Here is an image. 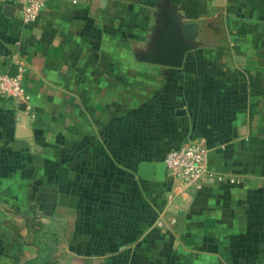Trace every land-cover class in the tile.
<instances>
[{"label": "crops", "instance_id": "1", "mask_svg": "<svg viewBox=\"0 0 264 264\" xmlns=\"http://www.w3.org/2000/svg\"><path fill=\"white\" fill-rule=\"evenodd\" d=\"M73 1L0 8L28 97L0 99V264H264V0ZM165 4L200 30L180 69L142 58ZM200 139L202 190L139 176Z\"/></svg>", "mask_w": 264, "mask_h": 264}, {"label": "built area", "instance_id": "2", "mask_svg": "<svg viewBox=\"0 0 264 264\" xmlns=\"http://www.w3.org/2000/svg\"><path fill=\"white\" fill-rule=\"evenodd\" d=\"M48 0H0V8L6 5H23L22 22L26 26L36 24ZM77 3L78 0H74ZM18 74L11 77L8 71L0 68V99L20 105L27 102L24 89L27 68L18 65ZM210 149L205 139L190 141L172 149L166 157L167 174L171 191L197 192L213 180L215 174L209 166ZM176 219H172L175 223Z\"/></svg>", "mask_w": 264, "mask_h": 264}, {"label": "water", "instance_id": "3", "mask_svg": "<svg viewBox=\"0 0 264 264\" xmlns=\"http://www.w3.org/2000/svg\"><path fill=\"white\" fill-rule=\"evenodd\" d=\"M23 5H6L5 14L13 16ZM200 34L199 26L195 22L183 23L177 14L175 6L165 4L163 7L161 26L157 30L155 44L148 54H143L144 61L159 66L180 69L184 67L187 56L196 47V40ZM19 66L13 64L8 74L16 77ZM247 84L241 83V91L246 92ZM167 164L143 162L139 165V176L145 179H166Z\"/></svg>", "mask_w": 264, "mask_h": 264}, {"label": "trees", "instance_id": "4", "mask_svg": "<svg viewBox=\"0 0 264 264\" xmlns=\"http://www.w3.org/2000/svg\"><path fill=\"white\" fill-rule=\"evenodd\" d=\"M47 261H48V260L43 261V262H38L37 260H33V261L28 262L27 264H46Z\"/></svg>", "mask_w": 264, "mask_h": 264}]
</instances>
